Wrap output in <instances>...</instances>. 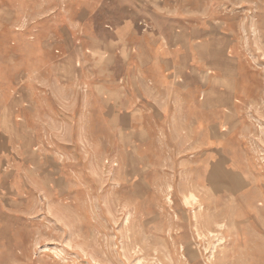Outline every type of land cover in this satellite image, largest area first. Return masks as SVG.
Wrapping results in <instances>:
<instances>
[{"label":"rangeland","instance_id":"374dc122","mask_svg":"<svg viewBox=\"0 0 264 264\" xmlns=\"http://www.w3.org/2000/svg\"><path fill=\"white\" fill-rule=\"evenodd\" d=\"M128 1L0 0V264H264V0H200L214 49L169 63L186 86L165 112L112 110L119 78L136 93L135 64L85 70L72 47L86 10L107 40ZM219 93L222 110L204 109Z\"/></svg>","mask_w":264,"mask_h":264},{"label":"crops","instance_id":"0c3cea01","mask_svg":"<svg viewBox=\"0 0 264 264\" xmlns=\"http://www.w3.org/2000/svg\"><path fill=\"white\" fill-rule=\"evenodd\" d=\"M126 2L129 1L126 0ZM137 4L130 15L118 23L102 26L110 34L107 40L89 33L90 12L86 10L82 20L72 22L83 34L82 38L76 41L77 44L73 43L72 47L77 60L83 64L84 69L86 64L115 62L135 64L134 68L138 73H134L132 87L136 88V93L131 100L128 99V76L119 78L121 85L116 86L120 90L116 92L119 93L117 99H119L120 106L112 105V110L120 107L125 111H140L147 109L144 104L153 103L161 105L158 109L165 112L170 109L167 106V100H164L168 99L167 88H174L178 92L176 94L182 97L186 86V82L180 75L169 72V63H181V58L186 54H191L192 60L190 61L197 62L199 47L204 48L203 51L208 53L211 49L212 52L215 45L214 34L219 26L214 19L209 21L200 19L204 17L202 15L212 13L211 7L205 8V4L203 5L200 0H137ZM207 31L210 32L205 39L208 42L196 44L199 32ZM136 64L140 66L137 67ZM142 64H148V66L145 67ZM212 80L208 83L209 86L220 83L215 82L214 78ZM84 85L101 89L109 94L114 93L111 90L112 83H104L97 76ZM221 97L219 93L216 98H206V102L210 105L205 106L204 109L221 111ZM152 109L155 108L152 107ZM129 116L125 114L120 117L123 121H127ZM134 116V114L131 115L132 118ZM213 124L214 122L209 123L208 126L214 128ZM221 165H223L221 156L216 155L210 165L212 191L218 192L225 188L223 180L226 176L220 170ZM231 173L236 178L227 184V188L235 191L242 190L243 181L237 172Z\"/></svg>","mask_w":264,"mask_h":264}]
</instances>
